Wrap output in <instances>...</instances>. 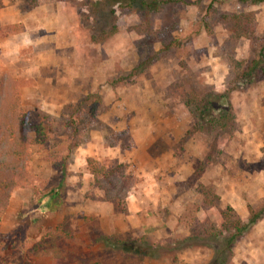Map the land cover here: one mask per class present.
Wrapping results in <instances>:
<instances>
[{"label":"crops","instance_id":"1","mask_svg":"<svg viewBox=\"0 0 264 264\" xmlns=\"http://www.w3.org/2000/svg\"><path fill=\"white\" fill-rule=\"evenodd\" d=\"M217 1L222 12L243 6L240 1ZM194 2L183 0L182 8L176 9L173 22H177L176 31L181 34L184 23L191 18L184 19L181 14H195ZM0 4V25L11 29L0 40V72L18 82L23 109H40L48 115H57L76 102L86 88L94 91L98 85L95 79H102L99 92L102 111L95 117L94 128L72 150L68 164V173L73 175L69 187L76 188V192L73 198H65L58 211L61 217L67 212L71 214L72 222L81 217L80 220L90 224V254L118 252L123 264H208L213 256L212 247L200 246V237L206 239L208 230L212 232L219 227L223 209H231L239 221H245L247 205L254 203L255 198L264 197V81L250 84L241 92L229 91L228 104L237 128L227 131L214 126L215 134L213 128L198 131L192 128L193 121L186 107L169 91L176 82L174 76H182L184 64L189 67V45L186 51L173 49L171 56L151 64L132 83L112 88L105 84V78L117 72L121 74L129 67L126 65L130 49L124 40L119 49L105 54L107 60H102L98 74H93V68L87 65L89 73L81 75L86 80L80 84L77 75L72 73L75 68L73 34H77L78 25H53V19L57 18L54 11L50 14L51 24L47 25L40 22L39 9L21 8L19 0L10 3L1 0ZM208 4V0L200 3L203 13ZM168 6L172 7L169 0L158 3L159 9L165 12ZM254 10L264 15V2L260 7L251 5L248 11ZM260 20L262 25L252 27L253 31L262 33L263 17ZM172 30L175 39V28ZM227 30V26L215 25L214 37L208 38L199 27L192 49L197 54L211 43L217 48L234 44L233 58H246L248 39L240 35L231 41ZM173 52L180 57L175 58ZM172 61L184 62L183 69L179 63L171 65ZM219 63L226 71H214L211 67L208 70L203 61L195 69L199 71L201 84L215 94L227 90L226 61ZM237 93L244 98L251 97V102L235 101ZM205 122L208 124L207 119ZM87 158L114 160L125 166L124 172L133 183L121 207L111 200H101L102 193L86 171ZM71 202L75 204L67 211V204ZM260 227L254 235H263L264 239L263 223ZM166 246H169V255L160 256L154 251ZM114 247L117 251H112ZM246 250L248 256H238L233 263L264 264L263 247L262 253L257 252L253 260V250L249 247ZM232 252L238 255V247ZM90 264L107 263L93 257Z\"/></svg>","mask_w":264,"mask_h":264},{"label":"rangeland","instance_id":"2","mask_svg":"<svg viewBox=\"0 0 264 264\" xmlns=\"http://www.w3.org/2000/svg\"><path fill=\"white\" fill-rule=\"evenodd\" d=\"M6 1L11 2V0ZM19 1L21 8H30L25 0ZM161 1L43 0L41 4L34 7L39 9L37 11L42 16L40 22L47 25L51 24L50 14L52 11L57 17L56 21L53 19V25H78L77 34H73L72 59L75 68L72 73L77 75L80 84L86 80L81 75L89 73L87 65L93 68L91 69L93 74H98L102 60H107L105 54L119 49L124 40L130 49L129 60L126 65L129 67L121 74L117 72L114 76L105 78V84L112 88L120 84L132 83L151 64H157L159 59L171 56L170 52L173 49L182 51L185 48L184 51H186L187 45H189L191 60L189 67L183 62V69L182 61H172L173 64L171 63L174 66L179 63L183 69V74L180 77L174 76L176 82L169 91H172L188 110L193 121V129L201 131L205 128L210 131L213 128L214 132L215 128L209 123L206 124L205 119H209L210 115L217 112L220 116H225L222 121L224 130H234L237 127L234 126L236 123L232 121L235 116L232 115V109L228 104L229 91L241 92L250 84L260 80L264 81L262 77L264 32L253 31L252 27V25H262L260 19L263 17L264 23V15H261L257 10L248 11L251 5L260 7L264 0H234L235 2L240 1L243 6L231 10L226 8V11L223 12L221 11L222 8L220 10L219 7L220 2L208 0L209 4L204 13L199 5L205 0H195L193 4L196 9L192 11L195 14H181L184 19L191 17L190 22L186 21L183 25V34L176 31L175 24L177 22H173L177 14L176 9L182 8L183 0H169V5L172 7L169 8L170 6H168V9L174 8V11L166 9V12L158 7V3ZM254 18L257 21H254ZM215 25L227 26L231 41L240 35L248 39L249 46L247 47L246 58L242 60L233 58L234 44L217 48L211 43L203 49L200 48L202 50L197 51L196 54V50L192 49V40L196 34L198 35L199 27L204 29L208 38H212L215 35L213 31ZM174 28L175 39L172 35ZM0 30L5 34L0 40L6 38L11 32L9 27L2 25H0ZM46 52L51 51L46 50ZM58 52L53 54L58 55ZM65 52L72 56L69 50ZM174 55L176 58L179 54ZM221 60L226 61L227 65V74L224 78V85L227 90L222 94H215L207 86L201 84L198 78L199 71H196L198 70L196 67L200 61H203L208 70L211 67L214 68V71L218 69L223 72L225 69L224 67L220 68L219 62ZM193 63L195 66L192 65ZM94 65L95 67H93ZM223 66L225 65L223 64ZM193 69L195 72H192ZM250 69H253V72L250 76H246ZM0 73L5 74V72ZM100 79H95V83L98 85L94 91L89 92L86 88L85 93H80L76 102L64 107L57 115H48L40 109L26 110L21 107L31 124L38 122V114L44 117L45 137L40 144L26 147L23 156V176L12 189L7 206L0 214V264H90L93 257L102 263L104 261L107 264H123L118 252H115L114 255L108 253L90 254V224L80 220L81 217L77 218L79 221L72 222L69 220L71 214H67V212L61 217L58 212L65 198L67 196L73 198L76 192V188L71 189L69 187L70 177L73 176L67 170L68 164L71 162V152L85 138L89 130L94 128L95 117L102 111L99 93L102 79ZM262 86V84L258 85V87ZM241 99L251 102V97L245 96L244 98L237 93L235 101L240 100L242 102ZM95 101L99 104L94 105ZM75 107H77L78 119L75 124H72L70 115ZM94 109L97 113L91 118L90 115L92 112L94 113ZM85 167L89 173L86 163ZM75 181L80 183V180ZM51 192L57 193V201H59V207L55 212L46 211L44 207L45 197ZM74 204V202L67 204V211ZM263 204L264 197L255 198L254 203L247 205L248 218L245 220L246 222L239 221L231 209H223L222 222L219 227L212 232L208 230L207 233L209 234L206 235V239L201 236L200 246L208 244L210 248L213 247L215 243L221 242L234 232L236 221L246 224L250 216L256 215L254 222L233 241L229 252L223 250L218 259L222 264H235L233 259L238 256L242 258L248 256L247 247L254 251V253L252 251L251 257L257 255V252L262 253L261 247L264 248L263 235L255 236L254 233H256V229L259 230L258 227L261 228L262 223L264 230ZM203 239L205 240L203 241ZM236 246L239 249L238 255L232 252ZM166 247V249L161 247L154 249L160 256L162 254L169 255V246ZM116 248L114 247L112 251H117Z\"/></svg>","mask_w":264,"mask_h":264},{"label":"trees","instance_id":"3","mask_svg":"<svg viewBox=\"0 0 264 264\" xmlns=\"http://www.w3.org/2000/svg\"><path fill=\"white\" fill-rule=\"evenodd\" d=\"M25 1L27 6L34 7L41 4L43 0ZM4 36V32L0 30V38ZM259 57L261 58L262 56L260 55ZM252 72L253 69H250L246 76H250ZM262 72V77L264 78V71ZM96 103L97 101L94 102V105ZM89 107L90 105L88 104ZM72 110L70 121L72 124H75L78 119L77 107ZM96 113L97 111L94 109V113L92 112L90 117L92 118ZM37 118L38 122L36 124L29 122L26 113L22 110L19 103L18 82L7 74L0 73V214L7 206L12 189L23 176V156L26 147L40 144L45 137L43 126L45 119L39 114ZM224 119L225 116H220L219 113L210 115L209 119L207 118L210 125L213 127L219 126L223 130L224 125L222 121ZM85 163L93 185L102 193L101 200H111L121 207L126 192L133 183L132 178L124 172L125 166L114 160L95 161L90 158H87ZM45 199L44 207L46 211L55 212L59 207L57 193L51 192L46 195ZM256 217V215L254 217L250 216L246 224L236 221L234 232L221 242L218 241V243L213 245V256L208 264H222L218 259L219 255L223 253V250L229 252L233 241L254 222Z\"/></svg>","mask_w":264,"mask_h":264}]
</instances>
